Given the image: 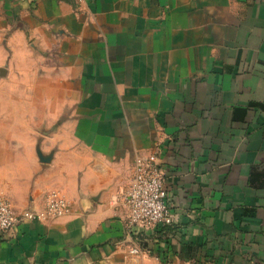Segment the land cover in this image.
Returning a JSON list of instances; mask_svg holds the SVG:
<instances>
[{
    "label": "crops",
    "instance_id": "obj_1",
    "mask_svg": "<svg viewBox=\"0 0 264 264\" xmlns=\"http://www.w3.org/2000/svg\"><path fill=\"white\" fill-rule=\"evenodd\" d=\"M0 36L62 117L4 106L0 193L17 212L70 202L0 231V264H264V0H0ZM152 152L174 220L129 227Z\"/></svg>",
    "mask_w": 264,
    "mask_h": 264
},
{
    "label": "built area",
    "instance_id": "obj_2",
    "mask_svg": "<svg viewBox=\"0 0 264 264\" xmlns=\"http://www.w3.org/2000/svg\"><path fill=\"white\" fill-rule=\"evenodd\" d=\"M123 201L128 209L127 225L152 227L168 225L174 220L166 203L163 171L159 167L157 152H152L134 163L133 175ZM70 202L57 189L48 191L43 208L17 212L9 200L0 193V231H6L24 220L46 222L67 215ZM138 247L129 249L131 254H140Z\"/></svg>",
    "mask_w": 264,
    "mask_h": 264
},
{
    "label": "rangeland",
    "instance_id": "obj_3",
    "mask_svg": "<svg viewBox=\"0 0 264 264\" xmlns=\"http://www.w3.org/2000/svg\"><path fill=\"white\" fill-rule=\"evenodd\" d=\"M8 40V37L0 36V96L7 98L6 101H0V111H6V107H4L6 104L7 106L9 104L15 105V100L21 99L24 103L18 102L17 104L24 105L28 110L37 111L36 117L31 119L26 117L24 120H31L37 126L48 125L50 120L52 125L62 124V117L58 116L49 119V117L44 115L49 110L48 99L50 95L48 88L44 84L46 76L44 68L41 66L36 70H30L28 60H23L24 55L10 52L2 53V49H9L6 47ZM26 57L28 56L26 55ZM53 110L56 111L58 109L53 107ZM37 152L39 153L38 150Z\"/></svg>",
    "mask_w": 264,
    "mask_h": 264
},
{
    "label": "trees",
    "instance_id": "obj_4",
    "mask_svg": "<svg viewBox=\"0 0 264 264\" xmlns=\"http://www.w3.org/2000/svg\"><path fill=\"white\" fill-rule=\"evenodd\" d=\"M159 256H160V255H159ZM160 258L163 260L165 257H161V256H160Z\"/></svg>",
    "mask_w": 264,
    "mask_h": 264
}]
</instances>
